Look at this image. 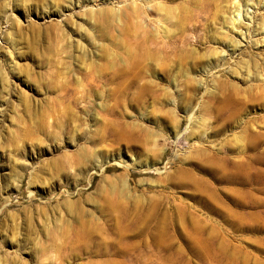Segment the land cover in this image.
I'll list each match as a JSON object with an SVG mask.
<instances>
[{
    "label": "rangeland",
    "instance_id": "374dc122",
    "mask_svg": "<svg viewBox=\"0 0 264 264\" xmlns=\"http://www.w3.org/2000/svg\"><path fill=\"white\" fill-rule=\"evenodd\" d=\"M256 1L0 0V264H264Z\"/></svg>",
    "mask_w": 264,
    "mask_h": 264
},
{
    "label": "bare ground",
    "instance_id": "6f19581e",
    "mask_svg": "<svg viewBox=\"0 0 264 264\" xmlns=\"http://www.w3.org/2000/svg\"><path fill=\"white\" fill-rule=\"evenodd\" d=\"M230 2V1H229ZM157 4H159V2H157ZM256 4L258 5V2L256 1V0H231V5H230V8H228V9H230L229 11H228V17H225L226 18V20H228V25L230 26V27H228V30L229 31H232V30H234V31H239L240 32V30H241V21H242V19H241V17H245V18H249V19H251V18H253L254 16V13L252 14V11L251 10H249V8H254L255 10H256V8L257 7H254V6H256ZM216 5V4H215ZM161 7V6H160ZM229 7V6H228ZM215 8H216V6H215ZM219 8V7H218ZM161 9H162V7H161ZM212 9V8H211ZM220 9V8H219ZM253 9V10H254ZM158 10H160V8L158 9ZM163 10H166V9H163ZM215 10H217V8L215 9ZM221 11V10H220ZM219 11V12H220ZM215 12H217V11H215ZM172 14V13H171ZM213 14V13H212ZM215 14V13H214ZM220 13H218V15H219ZM224 14V13H223ZM167 15V14H166ZM217 16V15H216ZM220 16V15H219ZM218 16V17H219ZM223 16V15H222ZM214 18H216V17H214ZM213 18V19H214ZM220 18V17H219ZM217 19V18H216ZM223 19V18H222ZM252 20V19H251ZM226 22V21H225ZM225 22H223V23H225ZM251 22V21H250ZM227 23H226V25H227ZM248 23V22H247ZM250 24V23H249ZM244 25V24H243ZM247 25V24H246ZM248 26V25H247ZM242 27H245V26H242ZM241 34V33H240ZM234 41V40H233ZM235 42V41H234ZM237 73V72H236Z\"/></svg>",
    "mask_w": 264,
    "mask_h": 264
}]
</instances>
